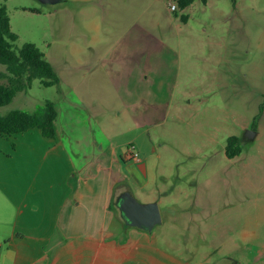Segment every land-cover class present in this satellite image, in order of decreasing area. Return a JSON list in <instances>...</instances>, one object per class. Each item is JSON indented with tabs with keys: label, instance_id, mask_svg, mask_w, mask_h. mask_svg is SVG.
Returning <instances> with one entry per match:
<instances>
[{
	"label": "crops",
	"instance_id": "crops-1",
	"mask_svg": "<svg viewBox=\"0 0 264 264\" xmlns=\"http://www.w3.org/2000/svg\"><path fill=\"white\" fill-rule=\"evenodd\" d=\"M171 2L102 0L89 35L70 37L65 71L47 56L71 95L55 104L56 137L0 133V264H238L193 260L185 253L200 249L129 225L117 204L149 180L117 136L159 124L155 94L180 73L185 22Z\"/></svg>",
	"mask_w": 264,
	"mask_h": 264
},
{
	"label": "rangeland",
	"instance_id": "rangeland-1",
	"mask_svg": "<svg viewBox=\"0 0 264 264\" xmlns=\"http://www.w3.org/2000/svg\"><path fill=\"white\" fill-rule=\"evenodd\" d=\"M101 1L0 0L18 34L16 48L37 44L61 73L70 37L89 35ZM176 10L185 22L181 69L169 92L155 94L165 103L160 123L117 136L149 171L146 188L132 182L135 196L159 203L162 222L153 228L200 249L185 253L193 260L264 264V0H196ZM69 95L63 80L46 86L36 78L0 115L36 111L48 100L67 104ZM231 136L242 147L233 158L226 152Z\"/></svg>",
	"mask_w": 264,
	"mask_h": 264
},
{
	"label": "trees",
	"instance_id": "trees-1",
	"mask_svg": "<svg viewBox=\"0 0 264 264\" xmlns=\"http://www.w3.org/2000/svg\"><path fill=\"white\" fill-rule=\"evenodd\" d=\"M181 10L196 0H176ZM206 3L208 0H202ZM182 19L187 16L183 14ZM18 34L13 31L7 5L0 2V63L6 70H0V106L9 104L20 92L29 89L34 79L40 78L46 86L59 84L61 77L46 53L35 43L27 42L16 48ZM58 110L55 102L48 100L36 111L14 109L0 115V133L8 136L40 128L44 135L56 137ZM242 151L238 136H231L227 154L233 158ZM116 204V202H114Z\"/></svg>",
	"mask_w": 264,
	"mask_h": 264
},
{
	"label": "water",
	"instance_id": "water-1",
	"mask_svg": "<svg viewBox=\"0 0 264 264\" xmlns=\"http://www.w3.org/2000/svg\"><path fill=\"white\" fill-rule=\"evenodd\" d=\"M45 3H56L60 0H42ZM255 131L247 130L246 136L253 137ZM122 217L129 225L153 229L155 224L162 222V213L157 201L141 202L130 191L125 190L117 198Z\"/></svg>",
	"mask_w": 264,
	"mask_h": 264
},
{
	"label": "built area",
	"instance_id": "built-area-1",
	"mask_svg": "<svg viewBox=\"0 0 264 264\" xmlns=\"http://www.w3.org/2000/svg\"><path fill=\"white\" fill-rule=\"evenodd\" d=\"M171 8H172V10H176L178 8V4H177L176 0H172ZM132 149H134V146L132 147ZM129 157L132 159H135V157H138V153L133 151L132 153H129Z\"/></svg>",
	"mask_w": 264,
	"mask_h": 264
}]
</instances>
